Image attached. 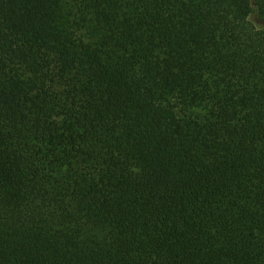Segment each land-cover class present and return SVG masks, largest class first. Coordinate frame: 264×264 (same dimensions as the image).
<instances>
[{"label":"trees","instance_id":"16d2710c","mask_svg":"<svg viewBox=\"0 0 264 264\" xmlns=\"http://www.w3.org/2000/svg\"><path fill=\"white\" fill-rule=\"evenodd\" d=\"M62 2L0 0V264H264V0Z\"/></svg>","mask_w":264,"mask_h":264},{"label":"rangeland","instance_id":"374dc122","mask_svg":"<svg viewBox=\"0 0 264 264\" xmlns=\"http://www.w3.org/2000/svg\"><path fill=\"white\" fill-rule=\"evenodd\" d=\"M66 4L63 0L62 4L60 5V12H59V16H58V24L62 29H71L70 23L68 21V18L65 14L66 11ZM200 109L199 108H195V112H199Z\"/></svg>","mask_w":264,"mask_h":264}]
</instances>
